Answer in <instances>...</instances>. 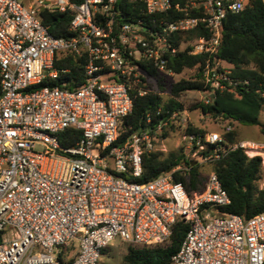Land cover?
I'll use <instances>...</instances> for the list:
<instances>
[{
    "label": "built area",
    "instance_id": "obj_1",
    "mask_svg": "<svg viewBox=\"0 0 264 264\" xmlns=\"http://www.w3.org/2000/svg\"><path fill=\"white\" fill-rule=\"evenodd\" d=\"M245 4L0 0V264H63L59 256L69 246L74 255L68 264H97L117 238L167 243L179 220L188 229L173 262L264 264V210L249 218L225 211L231 197L215 172L194 193L176 179L177 171L187 170L183 165L149 181L135 180L144 153L164 150V130L178 118L187 124L185 110L168 117L160 116L161 109L156 116L148 113L146 127L112 146L122 118L133 110L132 91L156 89L151 68L164 76L179 74L169 63L188 45L192 55L209 54L198 70L209 87L204 102L210 93L242 83L229 64L210 56L220 46L226 15ZM42 9L69 13L73 34L54 36ZM177 11L183 15L175 17ZM199 26L209 35L175 43L178 34ZM63 52L84 59V79L76 88L68 81L54 84L69 70L55 65ZM71 127L82 135L63 145L61 132ZM184 137L203 163L240 147L247 154L264 149L250 140L231 142L220 131ZM207 143L213 150L202 154Z\"/></svg>",
    "mask_w": 264,
    "mask_h": 264
},
{
    "label": "trees",
    "instance_id": "obj_2",
    "mask_svg": "<svg viewBox=\"0 0 264 264\" xmlns=\"http://www.w3.org/2000/svg\"><path fill=\"white\" fill-rule=\"evenodd\" d=\"M194 13L195 9H192L191 14ZM40 15L54 36L70 37L73 34L70 30L72 17L69 13L42 9ZM182 15V11H177L174 14L175 17ZM203 35L208 36L209 33L206 28L199 26L183 34H178L175 43L179 45L182 39L191 40ZM189 49L190 45L179 51L170 61L169 66L175 72L181 73L185 68L193 67H197L199 70L209 56L208 53L192 55L189 53ZM214 56L220 57L229 64L232 74L238 77L242 83L236 87L216 91L213 95L210 93L209 102L198 101L191 106V109L199 108L204 115L226 119L232 126L235 121L259 125L264 134V122L260 118L264 108V3L262 0H246L245 8L242 11L229 12L226 15L222 25L220 46L215 55L210 58L213 60ZM55 65L59 69L69 70L62 72L59 80L54 84L68 81L70 82L68 87L76 88L82 83L84 59L72 53L63 52L56 56ZM151 70L159 82V89L151 90L143 95L138 94L136 90L132 91L133 110L122 118L119 137L112 146L124 143L133 132L141 127H146L148 113L156 116L158 109H161L160 116L168 117L174 110L181 109L183 104L178 98L185 91L209 90L200 77L181 78L172 84L169 89V97L165 100L160 93V90L164 89L162 82L164 75L154 68ZM245 80L248 82H244ZM156 120L155 118L154 121ZM170 125L173 126V123ZM205 133L204 129L191 124L185 130V134L204 135ZM223 133L231 142L239 140L236 127L230 131H226L225 127ZM166 134L165 129L163 136ZM81 135L79 129L68 128L61 132L62 144L73 145ZM213 147V144L207 143L202 154L210 153ZM200 163L198 160L187 159L183 151L171 152L167 156L162 151L144 153L143 172L135 180L149 181L177 165H183L187 167V170L185 172L177 171L176 179L185 185L189 193L203 191L208 176L204 178L201 175ZM208 163L211 165V172L218 175L231 197V203L224 207L225 211L249 218L264 210V188L258 184L264 171L260 155L249 156L240 147L229 151L224 157ZM187 229L188 225L179 220L175 224L170 239L165 244L146 245L128 242V250L124 259L129 264H172L173 256L180 250ZM1 236L2 232L0 231V240ZM59 258L63 260L61 255ZM63 264L68 263L63 262Z\"/></svg>",
    "mask_w": 264,
    "mask_h": 264
},
{
    "label": "rangeland",
    "instance_id": "obj_3",
    "mask_svg": "<svg viewBox=\"0 0 264 264\" xmlns=\"http://www.w3.org/2000/svg\"><path fill=\"white\" fill-rule=\"evenodd\" d=\"M23 1L31 2L33 0ZM198 77H200V74L197 67L185 68L179 74L163 76L164 79L162 82L164 85V89L160 90L163 99H168L170 92L169 89L174 82L180 80L181 78L195 79ZM158 84L159 82L157 80L156 89H159ZM178 99L183 104L182 110L186 111V113L184 112L185 114H183V117L187 118V124L182 123V119L178 118L173 122V126L169 125L166 128L167 134L162 136L164 139L162 143L164 150L162 151V153L167 156L171 152L183 151L187 159L200 161L198 155H194L195 148L184 137L186 127L191 124L195 127L204 129L206 132L216 130L223 133L229 121L222 118H214L209 115H204L199 108L191 109V106L198 101H205L206 99H208V91H205L203 89L188 90L185 91ZM261 120L264 121V109L261 114ZM233 127H236L239 140H254L257 144H259V146H262V144H264V134L259 130L260 128L258 125L233 122L232 128ZM251 152L255 153L252 154ZM248 155H260L262 157L264 166L263 148L258 147L257 149L249 150ZM199 170L201 172V175L205 178L211 172V165L209 163L201 162ZM258 184L261 188H264V171ZM128 245V242L122 241L119 238L115 239L111 244L103 249L100 260L97 264H129L124 259V256L128 250ZM72 249L73 247L69 246L67 249L62 250V252H64L61 255V257L63 258L62 262L68 263V259H70L69 257H72L74 255V251ZM172 264L177 263L173 262Z\"/></svg>",
    "mask_w": 264,
    "mask_h": 264
},
{
    "label": "crops",
    "instance_id": "obj_4",
    "mask_svg": "<svg viewBox=\"0 0 264 264\" xmlns=\"http://www.w3.org/2000/svg\"><path fill=\"white\" fill-rule=\"evenodd\" d=\"M24 2H25V1H24ZM263 109H264V108H263ZM262 112H263V110H262ZM262 112H261V114H262ZM260 118H261V115H260ZM235 122L238 123L237 121H235ZM262 122H264V121H262ZM228 125H230V124H228ZM228 125H227V126H228ZM227 126H226V127H227ZM258 126H259V125H258ZM259 128H260V126H259ZM259 130H260V129H259ZM213 131H216V130H213ZM260 131H261V130H260ZM220 132H221V131H220ZM247 140H249V139H247ZM250 141H254V140H250ZM254 142H255V141H254Z\"/></svg>",
    "mask_w": 264,
    "mask_h": 264
},
{
    "label": "bare ground",
    "instance_id": "obj_5",
    "mask_svg": "<svg viewBox=\"0 0 264 264\" xmlns=\"http://www.w3.org/2000/svg\"><path fill=\"white\" fill-rule=\"evenodd\" d=\"M252 154H254L255 152H251Z\"/></svg>",
    "mask_w": 264,
    "mask_h": 264
}]
</instances>
